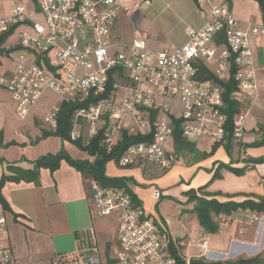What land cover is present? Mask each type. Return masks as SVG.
<instances>
[{
    "label": "built area",
    "instance_id": "built-area-1",
    "mask_svg": "<svg viewBox=\"0 0 264 264\" xmlns=\"http://www.w3.org/2000/svg\"><path fill=\"white\" fill-rule=\"evenodd\" d=\"M32 6L41 13L42 22L34 21L33 10L22 4L11 5L0 16V38L21 25L31 30L18 31V47L25 52L18 54L11 74L0 78L14 103L15 116L25 119L43 92L52 90L58 101L42 122L46 130H53L61 101L99 97L111 78L106 97L72 115L70 138H83L87 144L105 125L104 143L110 149L120 127L136 135H150L149 140L125 147L117 162L120 166L144 162L158 170L170 168L176 159L166 143L173 137V119L180 120L181 136L187 142L200 136L224 141L227 114L222 88L203 78L200 65L219 79L231 76L234 96L241 104L258 95L250 43L264 37V22L240 21L226 2H210L205 22L199 28H187L182 45L156 51L147 49L140 39L114 49L118 44L111 41V32L123 9L122 0H32ZM150 110L157 111L152 124ZM246 113L240 109L232 119L234 140L242 135ZM85 183L95 215H117L119 264H195L202 256L211 258L206 238L196 243L200 256L183 253L165 225L151 222L150 214L144 215L129 193L101 186L91 178ZM151 197L159 199L160 190L154 188ZM224 218L219 216L220 221ZM261 219L264 216L256 213L249 217L250 222ZM0 264H13L8 219L2 212ZM50 264H101V256L96 248L77 249L53 255Z\"/></svg>",
    "mask_w": 264,
    "mask_h": 264
},
{
    "label": "crops",
    "instance_id": "crops-1",
    "mask_svg": "<svg viewBox=\"0 0 264 264\" xmlns=\"http://www.w3.org/2000/svg\"><path fill=\"white\" fill-rule=\"evenodd\" d=\"M210 2H226L234 16L240 21L264 22V8H261L256 0H207L201 3H197L195 0H122L123 9L118 13L111 32V41H113V37L121 39L113 41L118 44L114 48L118 49L121 44H129L135 39L142 40L147 49L154 51L180 46L186 40L187 28H199L203 25L207 18ZM141 6L145 8V12L151 11L150 13L154 14L155 21L151 22L147 18H143L144 14H141V18H137L135 26H132V30L137 34H133V37L130 38L129 35H126V25L128 26L130 21L132 25L136 8ZM10 7V2L3 7L0 6V16L7 14ZM138 29L141 31L138 32ZM117 30L122 35L121 38L114 36ZM9 35L0 43L1 58H10L8 62L5 61L6 59H0V78L8 77L14 66L13 58L10 53H4L5 50L18 48V41L10 42ZM136 35H140V38H136ZM250 46L255 63L258 95L251 102L247 99L242 102L241 109H246L247 113L239 142L236 145L232 144L231 152L235 153L234 158L232 157L233 160L226 156L223 141L216 142L220 146L214 155L215 161L217 159L227 161L225 163L230 160L237 161L234 165L246 166L247 170L244 175L239 176V186L227 188L220 195L215 196L221 201L229 199L228 196L236 193L241 194L234 196V199L239 200L248 197H264V162L247 161V159L264 158V144L257 147L245 146L260 138L259 127L264 125V37L252 40ZM1 87L3 86L1 85ZM6 92L8 95L6 100L0 98V175L8 173L6 166L9 162H17L20 166L28 168L38 156L54 152L60 145L66 147L63 143L66 141L59 144V139L56 136L41 137L44 129L35 111L40 99L23 119L28 121L31 118L33 127L28 125L22 131L16 126L12 127L11 119L15 116L14 103L7 90ZM244 107L245 109H243ZM35 125H38V129ZM192 144L195 150L197 140ZM67 148L66 151L70 155L73 154L74 156H71L74 158H92L75 146ZM143 168L144 171L150 172L154 167L144 163ZM110 171L109 175L116 174L113 169ZM39 176V185L6 182L1 189L2 195L12 211L19 215L13 220L10 213L6 214L13 264H50V259L55 254L73 252L77 249L96 248L99 251L102 243L104 249L107 250L108 243L103 232L104 224H114L116 238L118 218L115 213L105 217L95 215L82 174L62 161L54 172L42 169ZM225 176L230 180L231 173L226 172ZM129 186L140 200L138 193L130 184ZM188 188L194 187L186 186L175 196L181 198V202H184L183 204L187 205L189 210L193 207V202H187L186 196L183 194ZM209 192L214 193L213 191ZM0 212H2L1 207ZM252 213L255 212L237 211L227 217L234 220L239 214V239H230V243L239 244V250L229 255L239 253V257H250L264 246V219H261L260 222H250L249 217ZM163 221L168 233L177 240L179 236L171 230L172 223L168 219H163ZM221 224L226 225L219 220V228ZM203 237L208 242L207 234L200 227L199 237L194 244L196 245ZM200 252L199 250L194 256H200ZM209 252V257L213 259L224 255Z\"/></svg>",
    "mask_w": 264,
    "mask_h": 264
},
{
    "label": "rangeland",
    "instance_id": "rangeland-1",
    "mask_svg": "<svg viewBox=\"0 0 264 264\" xmlns=\"http://www.w3.org/2000/svg\"><path fill=\"white\" fill-rule=\"evenodd\" d=\"M9 2L11 5L22 4L27 10H33L34 15L32 19L34 21L42 22V15L32 6V0H0V6L3 7ZM136 9L137 11L133 15L134 19L132 21V25L131 21L128 22V26L126 25V35H129L130 38L133 37V34H137V32L135 33V31L132 30V26H135L137 18H141V14H144L143 18H147L151 22L155 21L154 14H151V11H148V13L145 12V8L142 6L140 8L137 7ZM21 30L31 31L28 26H18L15 31L9 35V41H18L17 33ZM139 31H141V29H138V32ZM114 36L119 38L122 37V35L119 34V30L116 31ZM136 38H140V35H136ZM116 40L119 41L121 39H115V37H113V41ZM22 52L25 51L18 47L11 50L9 53L13 60L16 61L18 54ZM0 59L6 58H1L0 56ZM8 59L10 58H7L5 61L8 62ZM7 96L6 89L0 85V98L6 100ZM57 101L58 97L52 90L46 89L43 92L40 102L35 110L38 120L41 121L42 125V118L44 114L47 113L50 108H52V106L57 103ZM243 109H245V107ZM28 125L29 127H33L34 125L31 122V118L27 121L13 116L11 119V126L18 127L20 131H22ZM35 127L38 129V125H35ZM83 128L84 130H87L88 125L83 123ZM43 129L46 130L44 126ZM235 139L237 140L233 141V145L238 144L240 137ZM196 140L197 144L193 155L186 151H182L178 145L174 144L173 138L167 141L166 147L174 154L176 159L175 163L168 169L158 170L151 168L150 172H146L143 168L144 162L133 164V166L128 165L123 167L118 163H115L113 160H108L104 166V173L107 176L115 178L123 177L129 179V184L138 193V196L141 200V206L143 208L144 215L150 214L148 219L151 222L155 220L165 226L166 224L163 219H168L172 223V225H170L172 228L171 230L175 231L179 236L177 242L183 245L181 246L182 252H187L188 255L190 254L192 256L199 252V249L194 243L199 237L200 224L195 214L191 213L190 209L188 210L187 205L185 206L183 204L184 202H181V198L175 196V194H179L182 188L186 186L192 185L196 189L199 184L208 181H210V183L207 186L206 191H213L214 193H221L227 188L239 186V176L233 175L231 173V178L228 180L229 177L225 176L228 170H226L224 167H220L218 169L217 162H227L223 159H217L216 161L214 159L215 151L220 146V144L218 143L213 149L212 147L216 141L211 136H200ZM58 141L59 144H61L62 141L60 139ZM63 143L66 147L64 148L62 145H60V147H58V149L54 152L59 151L61 148L68 150L67 147L74 146L72 143L67 141ZM71 155L74 156L73 154ZM234 155V152H231V155L226 153V156L228 158L231 157L232 160ZM210 161L211 163H209ZM112 169L113 172H116L115 175L108 174ZM214 173L218 175L214 176ZM154 188L159 189L161 192V197L159 199H152L151 197V193ZM183 208H186L187 210H184ZM257 215L260 216L259 214ZM238 220L239 214L236 215V219L234 220L224 218L222 221L226 225L221 224L216 233L207 234L208 251L217 252L224 255L223 257H218L217 259L209 258L210 260L207 257H203L205 261L220 262L221 264H225L227 260L234 261L239 257V253H236V255H229L232 252L239 250L238 243H230V239L232 238L239 239ZM104 225L105 227L103 232L105 233V239L108 243V247L107 250H105L103 243L99 247L101 264H119L116 260L117 243L114 233V224L106 223ZM185 234L186 236H184ZM102 240L105 241L104 239Z\"/></svg>",
    "mask_w": 264,
    "mask_h": 264
},
{
    "label": "trees",
    "instance_id": "trees-1",
    "mask_svg": "<svg viewBox=\"0 0 264 264\" xmlns=\"http://www.w3.org/2000/svg\"><path fill=\"white\" fill-rule=\"evenodd\" d=\"M261 8H264V0H256ZM12 31V30H11ZM10 32L6 33L0 38V43L4 38L9 35ZM216 42H222V39H217ZM13 50V49H11ZM5 50L4 53L8 54L10 51ZM200 73L203 78L210 79L217 83L222 88V100L224 103L223 111L227 114L226 123V133L224 137L223 146L226 153L231 155V148L234 141L233 130H232V119L236 113L241 109V103L235 98L236 86L231 76L227 78L219 79L215 77L206 67L199 66ZM111 78H109V83L104 94L99 97H85L80 100L79 96H76L71 100L61 101L58 105L56 112V127L53 130H42L41 137L56 136L61 141H67L72 143L77 149L84 151L88 156L92 157L79 159L72 157L64 148H61L57 152H48L46 154L38 156L31 162V167L24 168L20 166L17 162L7 163L8 173H3L0 175V207L4 214L10 213L13 220H15L19 215L12 211L9 203L4 198L1 193V189L6 182H25L32 183L34 185H39L40 183V170L47 169L50 172H54L58 169L60 162L65 161L71 167L79 171L84 179L91 178L97 181L101 186H113L122 188L124 191L129 193L132 201L137 205L141 206V201L133 193L129 186L128 178H115L109 177L104 172L105 163L108 160H113L115 163L125 149V147L132 143L142 140H149L150 135L141 136L139 134L130 133L127 128L120 127L118 129L117 138L110 149L107 148L104 143V130L105 125H102L97 129V131L88 139V143L84 144L83 138L71 139L70 131L72 128V115L80 108L87 107L90 104L95 103L99 98H104L107 96L110 89ZM156 110H150L149 121L152 124V120L156 117ZM174 131H173V141L175 145H178L182 151L189 152L191 155L194 153L193 144L187 142L181 136L180 120L173 119ZM261 131L260 138L254 140L245 146L257 147L264 144V125L259 127ZM218 143L213 145L214 147ZM212 149V150H213ZM249 162L262 163L264 158L258 159H247ZM237 161L230 160L228 163L217 162L218 169L220 167L226 168L228 172L233 175L241 176L244 175L247 167L246 166H236ZM218 174L214 173V176ZM210 181L195 188H188L183 192L186 196L187 202H193V207L190 212L195 214L197 220L200 224L202 231L205 234L216 233L219 229V216H224L225 218L232 216L237 211H249L255 212L261 216H264V197L256 198H244V199H234V196L241 195L240 193L228 196L227 200H219L216 195L221 193H211L206 191L207 186ZM178 240V239H177ZM181 249V246H180ZM195 264H221L220 262H207L203 259H196ZM225 264H264V246L253 256L250 257H238L234 261H226Z\"/></svg>",
    "mask_w": 264,
    "mask_h": 264
}]
</instances>
